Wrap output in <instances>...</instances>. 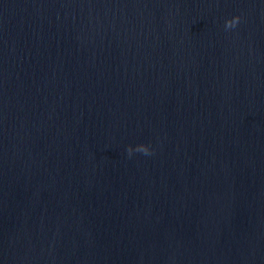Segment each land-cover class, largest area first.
Instances as JSON below:
<instances>
[{"label":"water","instance_id":"95a60500","mask_svg":"<svg viewBox=\"0 0 264 264\" xmlns=\"http://www.w3.org/2000/svg\"><path fill=\"white\" fill-rule=\"evenodd\" d=\"M0 264H264V0H0Z\"/></svg>","mask_w":264,"mask_h":264},{"label":"clouds","instance_id":"9594fccd","mask_svg":"<svg viewBox=\"0 0 264 264\" xmlns=\"http://www.w3.org/2000/svg\"><path fill=\"white\" fill-rule=\"evenodd\" d=\"M240 19L241 18L239 16H237L233 19L226 21L225 29L230 30V29L237 27L240 23ZM127 151H128L129 157H131L136 152L143 153L144 155H152L153 154L151 148L147 145H139L135 148H133L132 146H129Z\"/></svg>","mask_w":264,"mask_h":264}]
</instances>
